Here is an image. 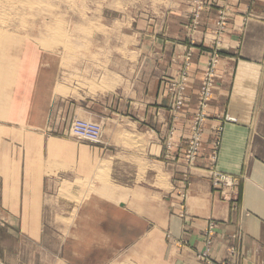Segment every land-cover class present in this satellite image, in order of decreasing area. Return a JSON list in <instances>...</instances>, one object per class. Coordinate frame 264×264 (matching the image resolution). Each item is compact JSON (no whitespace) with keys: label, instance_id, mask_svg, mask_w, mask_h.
<instances>
[{"label":"rangeland","instance_id":"1","mask_svg":"<svg viewBox=\"0 0 264 264\" xmlns=\"http://www.w3.org/2000/svg\"><path fill=\"white\" fill-rule=\"evenodd\" d=\"M24 1L19 15L12 14L14 18L8 15L5 28L0 27L6 30L4 44L0 43V83L3 84H0V192L3 186L6 189L10 182L22 176L25 166L38 164L43 168L48 165L51 148L54 153L65 150L73 153L72 172L69 178L58 180L57 188L50 189L49 184L46 185L44 202L39 206L0 204V240L2 233L4 240L0 264H64L65 259H76V256L86 259L88 264H145L144 252L139 246L138 256L115 252L119 247L113 245V236H106L97 244L98 239L90 241L87 235L83 242L84 236L75 233L80 217L88 205L90 207L91 200L98 198L111 205H103L104 213L117 212L120 206L121 216L126 211L138 214L139 218L147 214L153 216L154 226L162 227L163 203L168 195L177 193L172 183L177 181L179 172L187 183L202 157L210 107L221 78L229 24L241 15L239 26L254 20L264 21V15L252 10L241 14L240 2L236 0H35L34 4L41 7L28 6L33 0L25 4ZM213 10L217 13L211 14ZM23 14L28 16L23 17ZM210 14L213 15L211 20ZM22 17L26 25L21 23ZM212 20L213 26L208 29ZM167 41H173L174 48H178L177 43L186 46L176 75L165 85L166 92L172 96L173 121L189 110L195 49L208 50V53L185 152L178 158L174 155L177 143L173 140L175 126L172 124L163 142L164 158L154 160L150 154H155L156 134L150 126L140 124L141 116L139 112L135 114L139 104L135 103L148 99L147 89L157 88L167 74L163 67L166 65L163 48ZM212 56L217 60L211 79L212 97L204 105L201 95L208 82V63ZM173 59L176 64L178 59ZM5 76L8 84H4ZM181 86L185 87L184 105L178 107ZM203 112L206 120L202 143L197 160L192 162L189 158L192 133ZM226 118L234 121L225 122ZM79 119L101 125L99 142L75 136L72 124ZM216 119L220 124L211 149L208 178L222 200L236 206L240 200L241 178L219 170L216 164L220 133L225 124L235 123L237 119L229 114ZM79 149L90 150L91 156H76ZM102 154L115 156L116 172L112 171L114 160L103 158ZM215 171L232 177L237 186H215L212 174ZM35 172L38 171L35 169ZM46 175L54 176L49 168ZM188 184L179 190L181 199L187 197ZM111 189L122 191L120 195L112 194ZM38 207L42 219L37 225L43 232L40 245L32 243L31 237L6 235L5 230L12 224L20 226V221L9 219L11 212L23 208L20 215L27 219L31 216L27 212L32 213ZM28 223L31 228L33 222ZM139 227L138 221V232ZM216 227V222H209L198 260L202 264H233L213 256ZM27 232L34 235L38 229L31 228ZM19 233H22L20 227ZM168 238L172 249L176 248V238ZM230 252L234 254L233 250Z\"/></svg>","mask_w":264,"mask_h":264},{"label":"crops","instance_id":"2","mask_svg":"<svg viewBox=\"0 0 264 264\" xmlns=\"http://www.w3.org/2000/svg\"><path fill=\"white\" fill-rule=\"evenodd\" d=\"M236 1L240 2L238 11L241 14L252 10L264 15V0ZM213 13L216 14L217 10H213L211 14ZM211 14L210 20L213 16ZM242 18L241 15L233 19L226 33V45L220 66L221 78L210 107L202 157L198 168L192 170V175L187 182L189 184L186 199L179 197V190L185 189L187 184L179 172L177 181L172 183L177 193L166 197L162 210L163 224L159 228L157 224L154 226L153 216L147 214L139 218L138 214L126 211L121 216L119 205L117 212L113 210L111 213H104L103 205H107L106 202L94 198L90 202V207L88 205L89 208L87 207V211L80 217L79 226L76 228L75 233L84 236L83 242L87 235L91 238L90 241L98 239L97 244H100L99 242L106 236H113L115 240L113 245L119 247L114 249L115 252L125 251L136 256L139 246L144 252L145 264H202L198 260V254L203 248V234L209 222L213 221L217 224L213 248L215 259L230 261L233 264H264V21L254 20L239 26ZM212 26L213 20L208 23L207 28L210 29ZM174 45L173 41H167L164 45L163 51L166 58L163 62L166 65L163 67L167 74L162 78L159 86L152 88L154 90L147 89L148 99L135 103L139 104L135 107V114L139 112L140 124L143 122V126L153 128L156 142L160 143L158 145L155 142L157 145L155 154H150L151 159L154 157V160L164 158L165 144L163 142L172 124L175 126L173 140L177 143L174 155L178 158L185 152L192 114L197 107L204 64L207 61L208 50L196 48L191 68L189 110L173 121L172 96L166 92L165 85L168 79L176 75V69L180 66V60L186 50L185 44L177 43L178 48H174ZM179 53H182L181 56ZM173 58L178 59L176 64ZM100 102L104 104V99ZM130 108L133 109V107ZM224 114L236 118L237 122L225 124L223 132L220 133L216 165L219 170L241 178L240 200L236 206L222 200L220 194L212 187L207 172V169L212 166L211 149L220 124L216 117ZM75 153L79 157L91 156L90 150L87 149H79ZM47 156H51L47 160L48 165H43V168L38 164L27 165L16 182H10L6 189L3 186L0 192V204L39 206L44 202L42 197L47 184L50 189L57 188L61 177L69 178L72 172L73 153H68L66 150L54 153L51 148ZM102 157L115 159L114 155L102 154ZM117 163V160H114L112 170L114 172L117 171ZM48 168L54 176L46 175ZM35 169L38 172H35ZM120 191L122 190L111 189L109 192L120 195ZM112 208H114L113 205ZM20 210L23 211V208L18 212L10 211L9 219L20 221V226L16 227L12 224V227L5 230L6 235L18 237L20 234V237H31L32 243L38 242L40 245L43 232L40 231V226L38 228L39 224L37 225V222L42 219L39 207L32 213L27 212L31 215L27 216V219L23 214L20 215ZM30 220L33 222L31 228L35 231L38 229L34 235L26 234L27 230L31 229L28 223ZM138 221L140 222L139 232ZM19 227L22 233H19ZM168 237L176 238V248L172 249L171 239L169 240ZM138 241L143 243H137ZM3 247L2 233L0 248ZM110 250L113 251V249ZM231 250L234 251L233 255L230 254ZM66 251L69 253V250ZM75 258L68 257L64 260V264H88L86 259H79L77 256Z\"/></svg>","mask_w":264,"mask_h":264},{"label":"built area","instance_id":"3","mask_svg":"<svg viewBox=\"0 0 264 264\" xmlns=\"http://www.w3.org/2000/svg\"><path fill=\"white\" fill-rule=\"evenodd\" d=\"M216 63V57L212 56L208 63V82L205 84L201 95L204 105L209 102L212 97L211 79L214 77ZM183 91H185V87L181 86L178 107L184 105ZM205 120L206 114L203 112L201 113V115H199L193 129L191 148L189 153V158L192 162H195L197 160L200 152ZM224 121L230 122L234 120L232 118H226ZM72 132L80 139L88 140L91 142H99L102 135V127L97 123L79 119L75 120V122L72 124ZM212 174L215 186H225L227 188H234L237 186V182L230 176L217 171L213 172ZM235 199H237V197Z\"/></svg>","mask_w":264,"mask_h":264},{"label":"bare ground","instance_id":"4","mask_svg":"<svg viewBox=\"0 0 264 264\" xmlns=\"http://www.w3.org/2000/svg\"><path fill=\"white\" fill-rule=\"evenodd\" d=\"M30 0H26V1H24V4L27 2H29ZM34 1L35 0H33L32 2H33V4H31V2L30 3H28V6H29V4L30 5H32V6H34L35 7V4H34ZM48 1V0H47ZM22 3H23V0H0V27H3V28H5L4 26H5V24L7 23L6 21H5V19L7 20H9V16L8 15H10V17L11 18H14V17H12L11 15L12 14H14V15H16V16H18L19 15V13H20V11H19V9H21V8H23L22 7ZM39 3H40V1H39ZM23 4V5H24ZM27 5V4H26ZM37 6L39 5V4H36ZM32 6H30L31 8H32ZM40 7H41V5H39ZM49 6V5H48ZM47 6V7H48ZM69 7V6H68ZM31 8H30V11H31ZM24 9V8H23ZM26 9V8H25ZM34 8H32V10H33ZM49 9V8H48ZM28 10H29V8H28ZM40 10H41V8H40ZM33 11H35V10H33ZM32 12V11H31ZM30 12V13H31ZM38 12V11H37ZM41 12H43V11H41ZM31 15V14H30ZM23 17H27V16H25L24 14L22 15ZM23 17H22V20H23ZM10 18V19H11ZM29 18V17H28ZM31 18H32V16H31ZM19 20V19H18ZM26 20H28V19H26ZM14 21V20H13ZM23 22H25V18H24V20L21 22V23H23ZM60 22V21H59ZM20 23V24H21ZM25 23H27V22H25ZM25 23H23V25H26ZM4 25V26H3ZM21 26H22V24H21ZM47 27V26H46ZM45 27V28H46ZM49 29V28H48ZM55 29V28H54ZM15 30V29H14ZM57 31H58V28L56 29ZM56 31V32H57ZM6 32V30L5 31H3L2 30V28H0V43H3L4 42V39H5V36L3 35L4 33ZM43 32H45V31H43ZM55 32V31H54ZM27 33V32H26ZM6 34V33H5ZM48 34V33H47ZM52 34V33H51ZM54 34V33H53ZM55 35V34H54ZM59 35V34H58ZM50 37V36H49ZM58 37V36H57ZM56 37V38H57ZM12 38V37H11ZM66 38V37H65ZM61 39V38H60ZM8 40H10V39H8ZM8 42V41H7ZM7 42H5V44L7 43ZM9 43H11V42H9ZM4 44V43H3ZM1 45V44H0ZM1 47V46H0ZM2 47L3 48H5L4 47V45H2ZM1 49V48H0ZM30 53H31V51H30ZM1 55V54H0ZM31 55V54H30ZM2 57H3V55L1 56V60H2ZM7 58V57H6ZM9 58V57H8ZM32 58V57H31ZM10 59V58H9ZM4 61H5V58L3 59ZM2 63V62H1ZM3 64V63H2ZM6 65V64H5ZM4 65V66H5ZM10 65V64H9ZM1 66V65H0ZM4 68V67H3ZM0 74L2 75V73L0 72ZM4 74V73H3ZM5 75V74H4ZM2 77V76H1ZM1 77H0V79H1ZM6 77V76H5ZM10 79H11V77L10 76H8ZM4 78V77H3ZM8 78V79H9ZM3 80V79H2ZM6 81L4 82V84H6V82L7 81H9V80H7V77H6V79H5ZM0 82H1V80H0ZM9 82H7V84H8ZM1 84V83H0ZM1 85H3V84H1ZM0 85V86H1ZM7 86V85H6ZM5 87V86H4ZM2 88V87H1Z\"/></svg>","mask_w":264,"mask_h":264}]
</instances>
